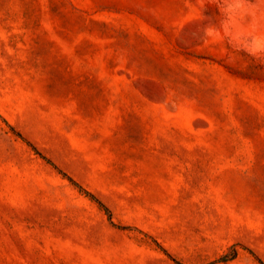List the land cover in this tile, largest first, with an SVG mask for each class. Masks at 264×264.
<instances>
[{"label":"rangeland","instance_id":"obj_1","mask_svg":"<svg viewBox=\"0 0 264 264\" xmlns=\"http://www.w3.org/2000/svg\"><path fill=\"white\" fill-rule=\"evenodd\" d=\"M0 264H264V0H0Z\"/></svg>","mask_w":264,"mask_h":264},{"label":"trees","instance_id":"obj_2","mask_svg":"<svg viewBox=\"0 0 264 264\" xmlns=\"http://www.w3.org/2000/svg\"><path fill=\"white\" fill-rule=\"evenodd\" d=\"M72 181H73V180H72ZM74 183H76V182H74ZM77 185H78L81 189H83L82 186H80L79 184H77ZM100 203H101V202H100ZM101 204L104 206L103 203H101ZM106 209H107V211L110 213V211L108 210V208H106ZM227 257H228V256H225L226 259H227Z\"/></svg>","mask_w":264,"mask_h":264}]
</instances>
